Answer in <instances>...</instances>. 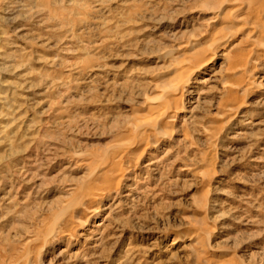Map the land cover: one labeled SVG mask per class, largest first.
Segmentation results:
<instances>
[{"label":"rangeland","instance_id":"374dc122","mask_svg":"<svg viewBox=\"0 0 264 264\" xmlns=\"http://www.w3.org/2000/svg\"><path fill=\"white\" fill-rule=\"evenodd\" d=\"M239 2L0 0V264H264Z\"/></svg>","mask_w":264,"mask_h":264},{"label":"bare ground","instance_id":"6f19581e","mask_svg":"<svg viewBox=\"0 0 264 264\" xmlns=\"http://www.w3.org/2000/svg\"><path fill=\"white\" fill-rule=\"evenodd\" d=\"M239 5H241V6L244 5L246 7L248 13H253L254 14L255 20H254L253 29H261V28L264 27V0H240ZM241 6H238L237 9L241 8ZM261 37H264V28L261 29L260 34L258 35V38H261ZM228 39L229 38L226 35H221V34L215 35L212 38V41L210 42V44H208V48L212 51V47L213 46L216 47L218 44L226 43V41ZM224 45H226V44H224ZM260 45H262L261 48L264 49V44L262 43ZM197 46L200 47V45H198V42H197ZM192 48H193V46H192ZM229 55H227V56L229 57L230 60L233 61V65L242 64V60H241V57H240L241 55L237 56L235 60H233V58L231 59L232 54L230 56ZM227 87L235 88L234 85H231V86L228 85Z\"/></svg>","mask_w":264,"mask_h":264}]
</instances>
